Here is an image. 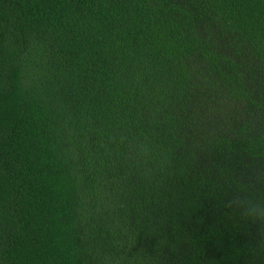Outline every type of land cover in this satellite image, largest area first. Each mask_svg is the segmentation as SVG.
<instances>
[{
  "label": "trees",
  "instance_id": "obj_1",
  "mask_svg": "<svg viewBox=\"0 0 264 264\" xmlns=\"http://www.w3.org/2000/svg\"><path fill=\"white\" fill-rule=\"evenodd\" d=\"M264 0H0V264H264Z\"/></svg>",
  "mask_w": 264,
  "mask_h": 264
},
{
  "label": "clouds",
  "instance_id": "obj_2",
  "mask_svg": "<svg viewBox=\"0 0 264 264\" xmlns=\"http://www.w3.org/2000/svg\"><path fill=\"white\" fill-rule=\"evenodd\" d=\"M226 206L235 207L244 218L264 228V200L252 197L248 190L238 188Z\"/></svg>",
  "mask_w": 264,
  "mask_h": 264
}]
</instances>
